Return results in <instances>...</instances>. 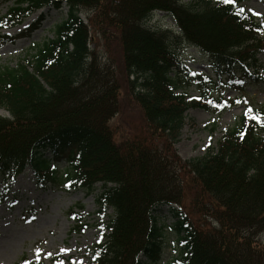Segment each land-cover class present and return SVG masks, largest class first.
Listing matches in <instances>:
<instances>
[{
	"label": "trees",
	"instance_id": "1",
	"mask_svg": "<svg viewBox=\"0 0 264 264\" xmlns=\"http://www.w3.org/2000/svg\"><path fill=\"white\" fill-rule=\"evenodd\" d=\"M240 2L14 0L0 18L1 45L14 41L2 30L38 10L67 6L68 15L25 64L0 66V111L9 114H0L4 188L27 169L42 188L92 193L102 184L98 204L115 215L102 228L105 240L92 248L93 264H159L156 212L165 206L184 242L170 264H264V123L252 118L264 119V108H250L204 157L183 161L175 150L188 110L225 109L206 92V103L188 102L190 87L211 88L238 75L257 80L264 23ZM84 8L95 11L96 32L82 18ZM159 11L174 19L179 36L147 27ZM109 34L118 41L122 72L101 64L90 48L96 36ZM179 40L209 57L213 76L183 64L174 50ZM117 73L136 88L145 115L143 134L120 144L109 128L119 110ZM62 161L67 167L60 170Z\"/></svg>",
	"mask_w": 264,
	"mask_h": 264
},
{
	"label": "rangeland",
	"instance_id": "2",
	"mask_svg": "<svg viewBox=\"0 0 264 264\" xmlns=\"http://www.w3.org/2000/svg\"><path fill=\"white\" fill-rule=\"evenodd\" d=\"M182 1L187 4L195 0ZM13 3L14 0H0V18L8 14ZM240 8L264 23V0H241ZM67 15V6L62 9L46 7L30 15L20 25L1 31L2 35L14 41L6 45L0 44V66L17 67L25 64L32 54L33 46L53 39L56 27L67 19ZM94 17V10L83 9L82 18L91 28L95 26L93 31L95 28L96 32ZM146 25L153 29H171L180 35L174 19L165 12H156ZM32 26L38 27L31 31L30 36L19 38L22 34H28ZM96 37L90 48L98 61L109 65L110 69L112 67L111 71H121L124 66L116 36L109 34ZM261 37L264 38V31ZM174 50L183 64L194 73L212 74L209 57L200 49L179 40L174 45ZM118 77L121 82L119 110L109 121V128L115 141L120 144L143 134L145 115L136 102V88L126 80V74H118ZM245 80L238 75L230 82L216 83L211 88L194 86L185 92L188 102L206 103L203 92L214 95L215 99L221 100L220 106L225 111L216 113L194 108L186 112L185 125L179 142L175 145V150L183 161L204 157L210 149H217L224 134L250 108H264V52L258 57L257 80ZM182 93L184 91H178V94ZM0 114L9 117L4 110ZM262 137L264 138V132ZM46 157L53 158L49 153ZM59 167L60 170L66 168V162H60ZM3 188L0 178V264H93L95 257L92 248L105 240L102 228L115 215L113 209L104 211L98 204V197L103 192L102 184H97L92 193L82 189L65 191L51 186L42 188L34 173L27 169L15 181L9 182L4 190ZM194 196L193 192H189V201ZM156 214L158 226L162 229L159 264H170L183 253L184 242L178 236L177 219L169 207H162ZM195 219L192 215L190 221L194 222ZM262 239L264 241V236L259 241ZM37 249L40 250L39 253ZM49 253L52 255H48Z\"/></svg>",
	"mask_w": 264,
	"mask_h": 264
},
{
	"label": "snow or ice",
	"instance_id": "3",
	"mask_svg": "<svg viewBox=\"0 0 264 264\" xmlns=\"http://www.w3.org/2000/svg\"><path fill=\"white\" fill-rule=\"evenodd\" d=\"M220 2H221V3H225V4H227V3H234L235 0H220ZM237 103H239V101H238ZM246 115H251V109L248 110V112L246 113ZM252 118H253V119H256V120H258V121H261L262 123H264V119H262L261 116H259V115H257V116H253ZM39 252H40V250L37 249V253H39ZM48 255H52V254L49 253ZM38 258H39V257H38ZM26 264H29V262H26Z\"/></svg>",
	"mask_w": 264,
	"mask_h": 264
}]
</instances>
